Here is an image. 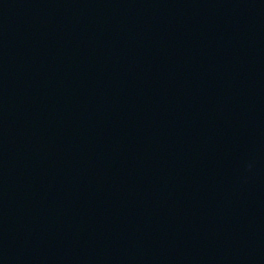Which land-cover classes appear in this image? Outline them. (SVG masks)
<instances>
[{"label":"water","instance_id":"1","mask_svg":"<svg viewBox=\"0 0 264 264\" xmlns=\"http://www.w3.org/2000/svg\"><path fill=\"white\" fill-rule=\"evenodd\" d=\"M0 264H264V0H0Z\"/></svg>","mask_w":264,"mask_h":264}]
</instances>
